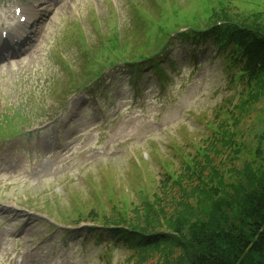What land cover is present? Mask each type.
<instances>
[{
  "label": "rangeland",
  "instance_id": "1",
  "mask_svg": "<svg viewBox=\"0 0 264 264\" xmlns=\"http://www.w3.org/2000/svg\"><path fill=\"white\" fill-rule=\"evenodd\" d=\"M228 1L264 23V0ZM204 8V0H0V32L19 31L20 17L38 12L17 54L0 45V136L15 137L0 139V264H162L156 253L139 263L134 250L96 244L83 230L67 236L74 228L67 221L113 205L134 217L147 200L181 210L177 203L199 183L188 166L209 147L226 184L246 161L260 160L264 88L251 99L250 86L232 80L211 41L196 45L172 33L162 72L144 62L133 81L121 64L79 93L71 85L85 81V48L96 56L117 29L123 39L154 37L161 12ZM141 43L132 44L146 50ZM15 125L22 134L8 131ZM224 130L232 143L220 140Z\"/></svg>",
  "mask_w": 264,
  "mask_h": 264
},
{
  "label": "trees",
  "instance_id": "2",
  "mask_svg": "<svg viewBox=\"0 0 264 264\" xmlns=\"http://www.w3.org/2000/svg\"><path fill=\"white\" fill-rule=\"evenodd\" d=\"M204 2L206 8L197 12H161L160 22L152 31L154 37L146 32L148 37L145 38L137 35L130 40L129 35H124L123 39L117 29L101 45L96 56L91 49L85 48L89 58L82 75L85 81H72V87L80 92L100 80L107 70L121 64L129 69L133 81L142 72L144 62L156 72H162L160 61L169 55L171 34L186 27L187 31L179 33L178 37L192 40L196 45L211 41L224 58L232 80L246 82L250 86V98L254 100L264 88V23L259 16L245 17L234 11L228 0ZM180 13L185 16L180 17ZM186 16L191 21L183 22ZM133 42H142L146 50ZM136 46V50H129ZM65 67L74 73L70 65ZM8 131L21 133L16 125ZM222 134L224 138L220 140H224V144L232 143L233 140H226L232 134H227L226 130ZM209 151L210 147L204 152V160L194 158L193 165L188 166L193 170L190 177L195 175L199 183L177 203L181 210L170 212L163 204L156 205L148 200L134 208V217L115 205L111 212L92 207L67 221L74 228L64 232L68 236L83 230V236L92 234L96 244L127 246L134 250L139 263L156 253L162 258V264H264V154L259 151L263 156L258 162L246 161L240 169L234 170V175L230 176L234 177V183L226 184L220 169L211 165L214 160ZM207 165L210 173L204 175ZM171 179L172 174L168 173L164 183ZM181 191L186 192L184 187ZM187 197L196 199L195 205L186 201ZM160 200L156 197L155 201L160 203ZM83 223L85 225H81Z\"/></svg>",
  "mask_w": 264,
  "mask_h": 264
},
{
  "label": "bare ground",
  "instance_id": "3",
  "mask_svg": "<svg viewBox=\"0 0 264 264\" xmlns=\"http://www.w3.org/2000/svg\"><path fill=\"white\" fill-rule=\"evenodd\" d=\"M26 11V10H25ZM27 20L29 21V18L38 17V12L32 13L31 11L27 10Z\"/></svg>",
  "mask_w": 264,
  "mask_h": 264
}]
</instances>
